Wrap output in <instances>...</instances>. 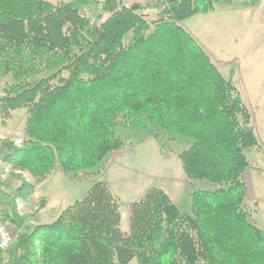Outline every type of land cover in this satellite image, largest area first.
<instances>
[{"label":"trees","instance_id":"16d2710c","mask_svg":"<svg viewBox=\"0 0 264 264\" xmlns=\"http://www.w3.org/2000/svg\"><path fill=\"white\" fill-rule=\"evenodd\" d=\"M257 7L262 0H242ZM231 0H0V122L26 109L21 145L0 141V166L44 180L59 167L71 179L131 146L119 129L156 127L188 141L180 153L191 181L181 211L153 187L130 207L105 181L50 223L27 225L18 200L36 184L0 179L4 217L19 230L0 264H264V230L247 205V150L260 146L236 80L225 76L183 23ZM132 35L126 44L125 39ZM158 138V135H155ZM46 200L40 201V208Z\"/></svg>","mask_w":264,"mask_h":264},{"label":"rangeland","instance_id":"374dc122","mask_svg":"<svg viewBox=\"0 0 264 264\" xmlns=\"http://www.w3.org/2000/svg\"><path fill=\"white\" fill-rule=\"evenodd\" d=\"M123 1L126 5H132L154 3L157 0ZM231 2H220L214 13L195 15L183 25L196 35L225 76H229L230 67L234 63L237 64L236 80L244 103L251 111L252 125L260 141L259 147L247 150L250 162V167L244 173L248 188L247 205L252 212L254 223L264 230V0L254 8L245 7L242 0ZM131 37L130 34L125 39L126 44ZM12 81L11 75L0 76V96L6 85ZM26 115V109H19L6 123L0 122V141L12 140L21 145L26 136ZM119 134L130 139L132 145L109 155L94 171L84 173L77 179L67 176L62 178L63 172H57L38 187L35 200L28 201L30 207H24L21 199L18 200L19 211L26 224H36V215L41 209L40 201L45 199L48 190L57 195L52 202L56 211L61 206L68 207L83 199L95 182H107L120 203L122 226L124 231H127L131 205L140 200L149 189H164L181 211H189L193 189L210 187L209 182L191 181L185 175L179 155L187 147V140H171L156 127L136 131L121 128ZM156 134L158 138H155ZM21 178L26 179L12 169L0 172V179L11 187L18 186ZM5 201L7 197L0 194V207L3 211L7 208ZM47 220L40 221L48 222ZM11 228L15 241L19 230L13 224ZM130 264H137V259Z\"/></svg>","mask_w":264,"mask_h":264},{"label":"crops","instance_id":"0c3cea01","mask_svg":"<svg viewBox=\"0 0 264 264\" xmlns=\"http://www.w3.org/2000/svg\"><path fill=\"white\" fill-rule=\"evenodd\" d=\"M192 34H193V32L192 31H190ZM194 35V34H193ZM195 36V38L198 40V38L196 37V35H194ZM0 94H1V92H0ZM17 111V110H16ZM16 111H14V112H16ZM14 112L12 113V114H14ZM15 170V171H17V173H19V174H22L25 178H26V180H28V181H30V182H32V180H33V182L36 184V188H35V192H34V194H33V196L29 199V200H21V203L23 204V206L24 207H30L29 206V204H28V201H31V199L32 200H35V196H36V194H37V191H38V187L39 186H41L42 184H44L45 182H47L48 180H50L57 172H62L61 171V169L59 168V167H56L53 171H52V173L50 174V175H48L44 180H42V181H37L36 182V178H34L33 176H32V174H30V173H28V172H26V171H20V170H17V169H15L13 166H11V165H1L0 166V172H2V170ZM61 174H64V173H61ZM3 176V175H2ZM62 176V178H66V177H64V176H66L65 174L64 175H61ZM62 178H60L59 180H60V182L62 181ZM67 178H69L68 176H67ZM57 197V195L56 194H54V192H52V190H48V192L46 193V195L44 196V198H45V200H46V205H45V207H43V208H41L40 210H38V212H37V215H36V219H35V223L36 224H39V223H50V222H53L57 217H58V215L65 209V208H67V207H65V206H61L59 209H57L56 211H54V209H53V207H52V202H53V199H54V201H55V198ZM3 200V199H2ZM6 202L7 201H5L4 202V204H6ZM56 203V202H55ZM58 203V202H57ZM33 206H35L34 204H33ZM53 211V212H52ZM41 219H48L47 221L48 222H41L40 220ZM31 226H33V225H31ZM124 229V228H123Z\"/></svg>","mask_w":264,"mask_h":264},{"label":"built area","instance_id":"2783aa9c","mask_svg":"<svg viewBox=\"0 0 264 264\" xmlns=\"http://www.w3.org/2000/svg\"><path fill=\"white\" fill-rule=\"evenodd\" d=\"M14 242L13 230L10 222L4 217L0 207V259L12 248Z\"/></svg>","mask_w":264,"mask_h":264}]
</instances>
